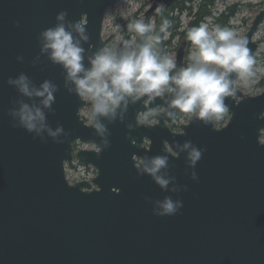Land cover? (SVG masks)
<instances>
[{"label": "water", "instance_id": "water-1", "mask_svg": "<svg viewBox=\"0 0 264 264\" xmlns=\"http://www.w3.org/2000/svg\"><path fill=\"white\" fill-rule=\"evenodd\" d=\"M117 1L0 0V264H264V119L259 118L264 91L248 97L241 92L239 105L229 98L234 117L219 131L193 122L175 133L164 126V117L159 125L131 134L119 122L109 125L111 146L99 157L96 149L76 153L80 163L97 172L96 188L87 181L69 184L65 164L73 159L74 144L96 148L99 138L80 117L85 104L63 88L62 69L46 56L33 66L40 51L37 37L55 23L59 11L67 10L70 20L87 13L91 40L86 48L107 44L105 15ZM173 1L150 0L146 14ZM252 22L245 37L253 55L264 9ZM185 46L180 43L176 53L178 64L185 61ZM20 72L37 84L52 79L60 86L48 121L71 130L66 143L50 137L43 143L12 126L7 110L19 94L7 79ZM140 107H132L127 119L134 122ZM130 136L138 138L137 146ZM143 138L147 153L139 147ZM188 139L205 151L195 169L188 167L185 152L168 154L166 172L175 177L169 189L176 191L137 175L134 152L163 155L164 140L182 144ZM165 196L182 200L183 208L172 216L154 215L153 202Z\"/></svg>", "mask_w": 264, "mask_h": 264}, {"label": "clouds", "instance_id": "clouds-1", "mask_svg": "<svg viewBox=\"0 0 264 264\" xmlns=\"http://www.w3.org/2000/svg\"><path fill=\"white\" fill-rule=\"evenodd\" d=\"M156 12L160 14L162 9L158 7ZM15 25L19 26V21ZM172 26L167 17L158 27L142 18L132 19L127 23V37L94 49L91 45L86 48L91 40L87 13L78 20H70L68 11L61 10L55 23L40 31L37 37L40 51L32 64L35 66L41 56H46L62 69L63 88L87 105L85 126L92 128L99 138L98 157L111 146L109 125L116 122L123 124L130 134L140 127L159 125L162 117L168 128L177 122L184 125L200 122L219 131L227 119L234 117L232 105L226 101L231 98L239 105L241 83L247 87L257 71L247 37L229 26L201 22L187 29L186 40L192 47L186 62L178 64L164 46ZM16 59L23 61L24 56L18 55ZM7 84L19 94L12 102L13 107L7 110L13 127L23 128L33 139L40 137L43 143L47 142L45 137L57 144L70 139L71 130L59 122L53 127L48 121L60 91L57 83L44 79L37 84L28 74L20 72L8 77ZM137 105L141 107L134 122L128 120L130 109ZM259 118L264 119V112ZM260 134L264 135V128ZM130 139L137 146L138 138L130 136ZM139 147L145 153L150 151L144 138ZM162 151L166 154L149 156L134 152L133 167L138 176L148 175L161 189L174 192L177 188L169 189V185L175 177L166 172L168 154L178 156L185 152L188 167L195 169L205 149L190 139L182 144L164 140ZM191 175L197 179L195 171ZM145 200L151 201V197L146 196ZM153 203L152 212L160 217L175 215L183 208V201L171 196Z\"/></svg>", "mask_w": 264, "mask_h": 264}, {"label": "rangeland", "instance_id": "rangeland-1", "mask_svg": "<svg viewBox=\"0 0 264 264\" xmlns=\"http://www.w3.org/2000/svg\"><path fill=\"white\" fill-rule=\"evenodd\" d=\"M178 3L182 7L180 11L178 10L173 13V27L176 28L174 29L173 36H169L168 43L164 46L175 58L180 43L185 41V62L192 46L191 42L188 43L187 40L182 39L180 33L189 26L191 21H195L198 18L201 6L206 7L207 5V11L210 14V16L203 18L201 22H208L211 26L220 25L232 27L239 35L244 37L252 25L255 16L264 9V0H178ZM115 5V7L106 12L103 24L102 38L105 40L109 39L107 44L116 42L117 38L127 37V23L129 20L142 18L145 22L151 21L155 25L156 10L150 15L146 14L151 7L150 0H118ZM160 8L162 11L165 10L163 7ZM253 41L257 44V50L253 54L256 59V76L249 82L247 87L241 83V92L247 97L257 96L264 91V22L256 29ZM86 112L87 105L80 111V117L84 120H86ZM228 120H226L223 126L227 125ZM182 125L180 122H177L172 124V128L174 131L181 132L180 127ZM260 141L264 142V135H261ZM73 149L75 155L79 150L95 149V146L78 143L74 144ZM65 173L71 184L87 181L91 183L92 189L96 188L92 180L96 177L97 172L89 165L83 166L79 162L73 161L71 166L66 164Z\"/></svg>", "mask_w": 264, "mask_h": 264}, {"label": "trees", "instance_id": "trees-1", "mask_svg": "<svg viewBox=\"0 0 264 264\" xmlns=\"http://www.w3.org/2000/svg\"><path fill=\"white\" fill-rule=\"evenodd\" d=\"M211 2V1H210ZM210 2H209V4H210ZM203 6H205V5H203ZM203 9H204V12H202V13H200L199 14V16H198V18L195 20V21H191L190 23H189V26H187V28L183 31V32H181L180 34H181V36H182V39L183 40H186V31H187V29L189 28V27H191V26H194V25H199L200 24V22L203 20V18H205V16L206 15H208V11H207V5H206V7H203ZM169 8H167V9H165V10H163L162 11V13H160V14H158V13H156L155 15V18H156V20H155V25L158 27L159 26V24L161 23V21H162V19L164 18V17H167L168 19H170L172 22L174 21L171 17V14H169ZM174 26V25H173ZM172 26V28H171V30H170V36H173V32H174V29L176 28V27H173ZM177 33V32H176ZM188 43H190V41H187ZM168 43V41L167 42H164V45L165 44H167Z\"/></svg>", "mask_w": 264, "mask_h": 264}, {"label": "bare ground", "instance_id": "bare-ground-1", "mask_svg": "<svg viewBox=\"0 0 264 264\" xmlns=\"http://www.w3.org/2000/svg\"><path fill=\"white\" fill-rule=\"evenodd\" d=\"M116 6V5H115ZM115 6H113V7H115ZM113 7H111V8H113ZM181 5H180V3H178V0H174L173 1V4L171 5V6H169V7H163L164 9H166V8H169V14H171V18L174 20V17H173V13L174 12H177L178 10L180 11V9H181ZM109 10V9H108ZM107 10V11H108ZM202 12H204V9H203V7L201 6L200 7V9H199V13H202ZM207 16H210V14L208 13V15H206L205 17H207ZM174 22V21H173ZM257 35V34H256ZM86 144V143H85ZM89 145H91V144H89ZM96 149V148H95ZM95 149H86V150H95ZM79 164H82V163H79ZM93 169H94V167L92 166V165H90ZM95 170V169H94ZM65 171H66V164H65ZM69 182V181H68ZM77 183V182H76Z\"/></svg>", "mask_w": 264, "mask_h": 264}, {"label": "flooded vegetation", "instance_id": "flooded-vegetation-1", "mask_svg": "<svg viewBox=\"0 0 264 264\" xmlns=\"http://www.w3.org/2000/svg\"><path fill=\"white\" fill-rule=\"evenodd\" d=\"M173 126H171V129L173 130V128H172ZM181 128V127H180ZM174 131V130H173ZM175 132H177V131H175Z\"/></svg>", "mask_w": 264, "mask_h": 264}]
</instances>
